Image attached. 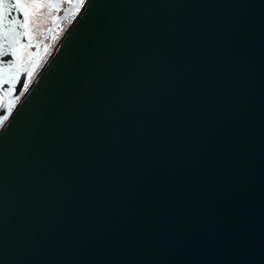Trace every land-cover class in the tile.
<instances>
[{"label":"water","instance_id":"water-1","mask_svg":"<svg viewBox=\"0 0 264 264\" xmlns=\"http://www.w3.org/2000/svg\"><path fill=\"white\" fill-rule=\"evenodd\" d=\"M51 30L0 57V264H264V0H84L25 88Z\"/></svg>","mask_w":264,"mask_h":264},{"label":"flooded vegetation","instance_id":"flooded-vegetation-1","mask_svg":"<svg viewBox=\"0 0 264 264\" xmlns=\"http://www.w3.org/2000/svg\"><path fill=\"white\" fill-rule=\"evenodd\" d=\"M16 2V0H14ZM20 3L28 5L30 15L28 17L30 24L28 31L34 34L37 31V36L33 40H28L29 36H25V41H20L24 47L32 49L33 57L35 55L34 44H36L43 35L52 27L50 34L42 40L39 45L37 54H40L43 47L47 48L51 45L54 37L63 28L66 21L79 6L80 0H52L47 9L43 8L45 0H19ZM34 5H41L42 7H34ZM41 11V12H40ZM70 14V15H69ZM69 15V16H68ZM39 32H41L39 34ZM36 35V34H34ZM29 44L31 46H29Z\"/></svg>","mask_w":264,"mask_h":264},{"label":"snow or ice","instance_id":"snow-or-ice-1","mask_svg":"<svg viewBox=\"0 0 264 264\" xmlns=\"http://www.w3.org/2000/svg\"><path fill=\"white\" fill-rule=\"evenodd\" d=\"M34 7H42L41 5H34ZM15 9H20L21 14L23 15L24 19L18 21L15 16H12V12ZM28 5L22 4L19 0H16L15 3H9L8 0H0V36L3 38V42L0 43V57H7L9 55L15 56V50L10 53L9 47H5L4 44L7 43V36L10 31L15 32L16 28L24 29L23 33H18L17 35H24L29 36L30 33L28 31L30 21L28 19L30 12L27 10ZM12 17L9 19V17ZM16 43H19L17 40ZM29 46H31L29 44ZM0 65H2V73L3 75L7 76L8 73L13 72L14 68L16 67L12 61H3L0 60ZM30 75V74H29ZM15 79V76L12 77ZM2 83H9L8 79H4ZM6 119V117H5Z\"/></svg>","mask_w":264,"mask_h":264},{"label":"rangeland","instance_id":"rangeland-1","mask_svg":"<svg viewBox=\"0 0 264 264\" xmlns=\"http://www.w3.org/2000/svg\"><path fill=\"white\" fill-rule=\"evenodd\" d=\"M83 2H84V0H80V4H79L78 8L73 13H71V16H69L70 14L68 15L69 19L66 21L63 28L54 37L53 41L51 42V45L48 46L47 48L43 47L41 49V52L39 54L38 63L36 65V67L34 68V70L32 71V73L29 75V77L26 81L25 88L28 87L29 84L32 82V80L34 79L36 74L39 72V70L42 68V66L46 62V60L49 58L50 54L52 53V51L54 50V48L56 47L58 42L61 40L63 35L66 33L68 27L70 26L71 22L73 21V19L77 15L78 10L81 7ZM51 3H52V0H45L43 8L47 9L48 6L51 5ZM40 33L41 32H39V34ZM34 34H36V35H34ZM34 34H32V32H30L28 40H30V39L33 40V36H34V38L37 36V31H35ZM18 54L20 57V63H19L20 69L25 72L33 60L32 49L31 48L29 49V47H24L22 44H20L19 49H18ZM24 89H23V91H24ZM4 99H5V94L0 90V107H1Z\"/></svg>","mask_w":264,"mask_h":264}]
</instances>
